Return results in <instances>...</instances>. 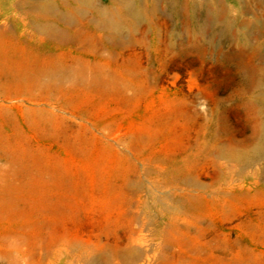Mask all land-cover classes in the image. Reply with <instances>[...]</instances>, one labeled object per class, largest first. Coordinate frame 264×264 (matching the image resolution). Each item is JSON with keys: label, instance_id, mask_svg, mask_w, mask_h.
Wrapping results in <instances>:
<instances>
[{"label": "rangeland", "instance_id": "1", "mask_svg": "<svg viewBox=\"0 0 264 264\" xmlns=\"http://www.w3.org/2000/svg\"><path fill=\"white\" fill-rule=\"evenodd\" d=\"M39 1L0 0V264H264V51L234 40L264 9L128 0L136 27L55 44L12 16Z\"/></svg>", "mask_w": 264, "mask_h": 264}, {"label": "bare ground", "instance_id": "2", "mask_svg": "<svg viewBox=\"0 0 264 264\" xmlns=\"http://www.w3.org/2000/svg\"><path fill=\"white\" fill-rule=\"evenodd\" d=\"M172 3L178 0H172ZM59 2V5H56ZM188 2V1H187ZM256 4L264 9V0H255ZM184 3V2H183ZM186 6V5H185ZM185 6H182V12L185 10ZM65 10V14L62 10ZM25 11L26 16L19 17L17 12L13 13L12 16L16 20L21 21V25L31 24V28L34 35L39 37V41H50L55 44L66 43H82L84 40L80 37L79 27L90 26L96 29L110 28L114 29L116 26L123 28H134L140 20L141 13L135 12L131 7L128 0H41L37 3L29 2L28 8ZM91 12L92 15L89 13ZM143 13H146L145 10ZM147 15V14H146ZM264 18V13L262 14ZM259 15H255L254 18V32L253 31H242L239 34L235 33V42L244 51H251L254 55L260 56L261 52L264 51V19ZM227 20V19H226ZM6 25V24H5ZM8 25V24H7ZM5 26L4 31L7 30L8 26ZM64 25H72L76 28L67 38L60 35V27ZM0 32L3 34L4 31ZM116 30V29H114ZM46 36V37H45ZM41 39V40H40ZM184 44V43H183ZM183 44L180 47L171 46V54L177 58V55L182 51ZM253 85L252 95L249 96L248 100L251 104L259 105V90L264 83V65L258 66L254 69L251 75V81ZM263 114V113H262ZM263 123V117L259 120ZM264 128V126L262 127ZM259 128V134L264 129ZM204 152L218 151L230 159L250 161L252 157L257 153V149L253 152L248 149L247 146H241L240 148H229L222 145H208L205 143ZM132 183V182H131ZM138 238L133 237L131 242H137ZM128 246L124 248L120 247H108L103 244L98 245L97 248L91 251H83L79 254V259L85 260L87 263L93 262L97 252L104 250H110L114 254L121 256L126 262H133L136 257H139V250ZM89 261V262H88Z\"/></svg>", "mask_w": 264, "mask_h": 264}]
</instances>
